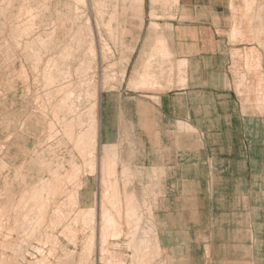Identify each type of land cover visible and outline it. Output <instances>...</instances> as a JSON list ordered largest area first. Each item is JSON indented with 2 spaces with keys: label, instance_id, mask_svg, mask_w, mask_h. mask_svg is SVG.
<instances>
[{
  "label": "rangeland",
  "instance_id": "1",
  "mask_svg": "<svg viewBox=\"0 0 264 264\" xmlns=\"http://www.w3.org/2000/svg\"><path fill=\"white\" fill-rule=\"evenodd\" d=\"M105 1L0 0V179L3 178V152L9 145L11 152L7 159H10L11 166L15 160L17 164L22 162L21 170L26 173L24 179L28 182H21L20 187L15 189L12 182L19 180L18 175H14L12 171L8 177L11 179L8 200L0 203V264H165L161 261V251L157 247L154 219L147 216L148 207H144L140 215L132 217L131 222L127 217H120L116 202L111 204L104 201L108 195L113 196L118 192L107 184L109 178L116 177V171L107 170L108 164L104 171L103 163L101 165L100 194L103 208L99 220L95 215V206L92 225L85 226L81 219L74 220L77 207L93 206L80 205L74 191L76 189L80 192L83 177L97 172V151L93 153V164L83 161L80 151L82 147L76 145V136L80 134V130L84 129L86 132L90 127V111L94 114L95 122L98 121L101 94L116 96L118 88L127 79L126 69L130 64L128 59L134 46L143 45L146 40L147 45L151 44L150 56L144 64L142 74H136L140 82L135 85L130 81L128 87L139 90L158 85L154 66L159 56L163 58L169 55L160 51L164 46L160 36L164 30L155 22L157 19H177L181 12L179 0H154L152 3L153 0ZM222 2L226 3V0ZM242 3V9L236 10L233 6L230 10L232 27L236 29L234 25L237 24L240 28L242 23H246L247 26L243 28L252 35L253 40L247 42L253 48L243 49V52L233 51V66L253 77L259 73L256 78L260 79V50L264 53V41L260 42L255 38L256 34L263 33L264 36V26L255 27L252 24L264 23V0H243ZM199 5L204 7L202 0H199ZM215 7L218 12L223 11L222 6ZM206 12L213 18L212 21L218 23L213 10ZM111 15L114 16L112 19ZM225 15H229L227 11ZM180 17L193 18L184 15ZM107 18L109 25L105 24ZM235 33L236 30L230 35L232 43L236 39ZM151 35L153 41H150ZM141 38L142 41L138 42ZM235 60H240V63H235ZM78 73L82 74L81 77H78ZM131 74L132 72L128 78ZM81 78L84 81H80ZM143 78L148 81L144 82L141 80ZM77 80L83 83L80 84ZM245 80L246 75L242 74L243 83ZM261 82L264 84V81L258 80V92L263 89ZM241 87L245 85L242 84ZM79 92L82 94L75 97ZM76 117H82V127L79 123L76 124ZM87 142L85 139L82 143ZM237 145L239 151H243L242 144L238 142ZM242 156L244 155L237 152V168L233 169L236 185L232 187L224 183L216 188L217 193H264V151L259 148L253 153L252 164L247 159V166L252 165V170L240 168ZM91 166L94 172H91ZM35 170L36 179L33 176ZM51 171L58 178L50 179L48 175ZM45 175L50 184L43 194L34 196L32 191L26 192L27 188ZM181 177L177 176L178 180H174L172 185H165V190L178 195L202 194L204 188H201L202 177L197 166L188 169L187 178ZM143 187L140 194L147 193L148 186ZM157 188L160 189L159 185ZM5 193L0 189V197ZM60 197L64 198V202L58 201ZM118 202L120 205L124 204L122 201ZM106 205L112 206V209H108ZM110 214L118 217H111ZM103 215L113 219L115 226H108L110 223L103 221ZM189 215L190 213L185 212L181 216L185 221L193 220L201 225L194 228L195 232L203 231L202 226L205 229L216 228L209 217L194 219ZM24 216L34 218V221L37 219L35 222L38 223H22ZM178 220L172 219L176 225L172 226L173 233H167L168 236L175 237L181 233L178 230L182 228V220ZM134 222L136 226L132 224ZM101 227L104 228V236H101ZM167 228L170 229L171 226ZM139 238L141 241H138ZM91 239L92 244L89 242ZM146 242L148 244L143 245ZM136 245L143 247L138 246L134 251ZM146 247H150L148 256H153L146 255ZM176 253L180 254L181 249L178 248Z\"/></svg>",
  "mask_w": 264,
  "mask_h": 264
},
{
  "label": "crops",
  "instance_id": "2",
  "mask_svg": "<svg viewBox=\"0 0 264 264\" xmlns=\"http://www.w3.org/2000/svg\"><path fill=\"white\" fill-rule=\"evenodd\" d=\"M202 1L203 8L199 0H179L181 12L177 19L155 22L164 30L160 35L164 41L160 51L169 55L159 56L154 66L158 82L155 88L128 87L130 81L135 85L140 82L136 74H142L150 56L151 44L147 45L146 40L143 45L134 46L126 69L127 79L116 96L101 94L97 172L82 178L79 202L83 207L94 205L99 220L103 208L101 164L106 159L107 170L116 171V177L109 178L107 184L116 183L118 192L104 201L116 202L120 217H125L129 208L140 215L148 207L147 216L154 219L157 247L165 264H264V193L216 192L224 183L236 185L233 169L237 168V152L244 155L239 161L240 168L249 170L252 165L247 166V159L252 164L253 153L259 148L264 151V84L261 82L260 92L256 89L258 80L264 81V53L260 50V79L256 78L259 73L253 77L238 71L233 66L232 52L253 48L247 42L253 40L252 35L243 28L247 24L232 27L230 10L233 6L242 9L243 0H226L227 4L224 0ZM217 5L222 6V12L217 11ZM207 10H213L218 23L206 14ZM224 11L229 14L227 17ZM180 15L193 18L180 19ZM234 30L237 35L232 43L230 35ZM256 36L257 41H264L263 33ZM153 40L151 35L150 41ZM242 74L246 75L245 83ZM238 142L243 151H239ZM16 144L17 141L13 143ZM10 152L8 145L3 152L0 179V189L6 193L0 197V203L8 200L11 184L8 177L12 173L19 177L12 182L15 189L21 182L28 183L24 179L26 173L21 170L22 162L17 164L15 160L11 166L7 159ZM196 166L202 177V194L178 195L165 190V185L178 180L177 176L187 178L188 169ZM36 173L37 170L34 179ZM143 186H148L147 193L140 194ZM58 201L64 202V198ZM107 208L104 210L108 211ZM185 212L194 219L209 217L216 228L208 231L202 226L203 231L195 232L194 228L201 225L185 221L182 218ZM177 218L182 220V228L178 230L181 233L168 236L176 225L172 219ZM178 248L180 254L176 253Z\"/></svg>",
  "mask_w": 264,
  "mask_h": 264
},
{
  "label": "bare ground",
  "instance_id": "3",
  "mask_svg": "<svg viewBox=\"0 0 264 264\" xmlns=\"http://www.w3.org/2000/svg\"><path fill=\"white\" fill-rule=\"evenodd\" d=\"M105 1V0H104ZM110 1V0H109ZM139 1V0H138ZM106 2V1H105ZM141 2V1H140ZM152 2H154V0L153 1H151V3ZM157 2V1H156ZM155 2V3H156ZM177 2V1H176ZM117 3V2H116ZM110 5H112V4H110ZM116 5V4H115ZM115 7V6H114ZM109 8V7H108ZM112 8V7H111ZM139 8V7H138ZM141 8V7H140ZM114 9V8H113ZM112 9V10H113ZM116 9V8H115ZM117 10V9H116ZM153 11V10H152ZM105 13V12H104ZM140 13V12H139ZM152 14V13H151ZM109 15H110V13H109ZM113 15V14H112ZM111 15V19H112V17H114V16H112ZM104 16H105V14H104ZM114 19V18H113ZM108 18H107V22H105V24L106 23H108ZM104 23V22H103ZM141 24V23H140ZM152 24V23H151ZM108 25H109V23H108ZM111 25V24H110ZM106 27H107V25H105ZM156 26V25H155ZM109 27V26H108ZM120 27V26H119ZM110 28V27H109ZM116 28V27H115ZM117 29V28H116ZM110 31H111V29H109ZM109 30H108V32H109ZM113 31V30H112ZM115 31V30H114ZM113 31V32H114ZM123 31H124V29H123ZM125 32V31H124ZM110 33H108V35H109ZM113 34V33H112ZM115 34H117V33H115ZM122 35V34H121ZM124 35V34H123ZM109 37V36H108ZM112 37V36H111ZM116 35H115V41H116ZM160 38V37H159ZM111 39V38H110ZM113 40V39H112ZM112 40H110L111 42H112ZM158 41V40H157ZM159 43V42H158ZM90 44V43H89ZM105 45V44H104ZM106 46H107V44H106ZM105 46V47H106ZM109 47V46H108ZM154 47H156V46H154ZM90 48V47H89ZM105 50V49H104ZM108 50V49H107ZM106 50V51H107ZM121 50V49H120ZM133 51V50H132ZM156 51V50H155ZM250 52V51H249ZM254 52V51H253ZM105 53V52H104ZM251 54V53H250ZM245 55V54H244ZM252 55V54H251ZM103 56V55H102ZM106 56H107V54H106ZM246 57V56H245ZM245 57H244V61H245ZM246 58H248V57H246ZM129 60V59H128ZM246 62V61H245ZM81 64H83V63H81ZM80 64V67L82 66ZM85 64V63H84ZM86 66H87V64H85ZM83 67V66H82ZM85 67V66H84ZM85 72H86V70H84ZM124 71V70H123ZM81 72V71H80ZM83 72V71H82ZM81 72V73H82ZM84 72V73H85ZM79 75H78V77H81V75L83 74H81L80 75V73H78ZM146 74V73H145ZM84 75V74H83ZM87 75V74H86ZM146 76V75H145ZM149 76V75H148ZM84 77V76H83ZM82 77V78H83ZM147 77V76H146ZM150 77V76H149ZM81 78V79H82ZM153 79V78H152ZM80 80V79H79ZM141 80H144V82H145V80H146V78L144 79H141ZM78 81V80H77ZM80 81H84V79H82V80H80ZM80 81H78L80 84H82L83 82H80ZM148 81V79L146 80V82ZM78 82H77V84H78ZM78 90H80V89H78ZM77 91V89L74 91V92H76ZM79 94L81 95L82 93L81 92H79V93H77V96L75 95V97H77L78 98V96H79ZM93 95H95V94H93ZM92 95V96H93ZM81 97V96H80ZM80 99V98H79ZM73 105H74V103H73ZM76 106V105H75ZM71 107V106H70ZM78 107V106H77ZM94 107V105L91 107V108H93ZM69 109H72V108H69ZM78 110V109H77ZM70 112H71V110H70ZM75 112V111H74ZM91 112V122L89 123L90 124V127L86 130V132L85 131H83L84 129H82V130H80V128H78V130H80V134L79 135H77L76 136V139H75V141H76V145L77 146H80L79 148H81L80 149V151H81V157H82V159H83V161H85V160H87V163H91V164H93V157H94V155H93V153L95 152V151H97V133H98V121L97 122H95V118H94V114H93V112L92 111H90ZM70 115H71V113H70ZM78 115V114H77ZM74 117V116H73ZM82 118V117H81ZM81 118L79 119V117H76V124L77 123H79L80 125H81V127L83 126V123H81ZM83 122V121H82ZM78 126V125H77ZM79 127V126H78ZM76 129H77V127H76ZM86 133V134H85ZM77 134V133H76ZM85 134V135H84ZM69 135V134H68ZM86 136V137H85ZM88 140V142L86 143V144H83L82 142L84 141V140ZM83 146H85V147H83ZM78 148V147H77ZM89 154V155H88ZM80 155V154H79ZM81 159V160H82ZM105 160V161H104ZM103 167H102V169H103V171H104V169L105 168H107V160L106 159H103ZM76 165H78V164H75V166ZM102 165V164H101ZM76 168V167H75ZM91 168V172H94L93 171V166H91L90 167ZM52 172V171H51ZM78 174V173H77ZM49 178L50 177H52V178H58V176H56L55 174H53V172L52 173H50L49 175ZM51 179V178H50ZM57 180V179H56ZM46 181H48L49 182V180H48V178L46 177V175L43 177V178H41V179H39L38 180V182H36V183H34L32 186H30V188L28 189H26V192H28V191H32V193H33V195L34 196H38V195H40V194H43L42 192L44 191V190H46L47 189V187L49 186V184H50V182L48 183V182H46ZM54 181H55V179H54ZM46 183V184H45ZM48 184V185H47ZM80 185H81V188L79 189V190H81L82 188H83V181L80 183ZM115 187V188H114ZM117 186H116V183H115V185L113 186V190H117V188H116ZM81 194L82 193H80L79 191H77L76 189H75V191H74V196L75 197H77V200H79L80 199V197H81ZM43 205V204H42ZM94 207V205L93 206H91V207H89V208H81V207H77L76 208V214L74 215L75 216V218H74V220L75 221H77V219H81V221L82 222H84V224H85V226H90V224L92 225L93 223H91L92 221H93V216H94V211H93V208ZM129 208V207H128ZM134 211L133 210H131V208H129V209H127V212L125 213V217H127V219H129L131 222H133V218L134 217H136L135 215H136V213H133ZM135 214V215H134ZM106 216H108V215H106ZM104 217V215H103V221H105V223H110V224H108V226H112V225H114L115 226V222H114V220L113 219H109L108 217ZM133 217V218H132ZM138 217V216H137ZM24 219H23V222L22 223H26V224H28V225H36L37 223H38V221L37 222H35L37 219H35V221H34V218H32V217H23ZM106 218H108V219H106ZM34 221V222H33ZM131 222H129V223H131ZM133 225H135L136 223L134 222V223H132ZM98 225H99V223H98ZM136 226V225H135ZM101 236H104V228L103 227H101ZM134 232H135V229H134ZM143 237H144V234L142 235ZM93 239V238H92ZM92 239L89 241L91 244L93 243L92 242ZM104 240V239H103ZM146 240V239H145ZM138 241H141L140 240V238L138 239ZM147 241V240H146ZM145 242V241H144ZM141 242H139L138 244H140ZM145 244H148V242H146V243H143V245H145ZM141 245V244H140ZM137 247H135V249H134V251L136 250V248H139V247H141V246H139V245H136ZM139 246V247H138ZM143 247V246H142ZM141 247V248H142ZM147 248V247H146ZM148 248H150V247H148ZM145 249L144 251L145 252H148V253H146V255L148 256L149 255V249ZM148 250V251H147ZM143 251V252H144ZM151 251V250H150ZM143 252H141V253H143ZM144 252V253H145ZM135 253V252H134ZM133 253V254H134ZM151 253H152V251H151ZM158 253V252H157ZM139 255H142L143 256V254H140L139 253ZM139 255H137V256H139ZM151 256H153V255H151ZM151 256H148V257H151ZM144 257V256H143ZM153 258V257H152ZM148 260V259H147ZM141 262V261H140Z\"/></svg>",
  "mask_w": 264,
  "mask_h": 264
}]
</instances>
